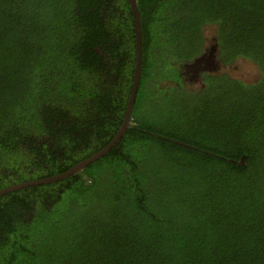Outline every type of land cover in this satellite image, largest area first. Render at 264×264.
<instances>
[{
  "label": "trees",
  "instance_id": "obj_1",
  "mask_svg": "<svg viewBox=\"0 0 264 264\" xmlns=\"http://www.w3.org/2000/svg\"><path fill=\"white\" fill-rule=\"evenodd\" d=\"M136 3L130 126L82 171L0 197V264H264V0ZM206 27L257 77L162 87ZM135 55L128 0H0V190L107 146Z\"/></svg>",
  "mask_w": 264,
  "mask_h": 264
},
{
  "label": "water",
  "instance_id": "obj_2",
  "mask_svg": "<svg viewBox=\"0 0 264 264\" xmlns=\"http://www.w3.org/2000/svg\"><path fill=\"white\" fill-rule=\"evenodd\" d=\"M133 20H134V33H135V68L133 72V78H132V84L130 87V92L128 96L127 105L125 108V114L123 117L122 124L114 136V138L109 142L107 146H105L102 150L98 151L97 153L93 154L92 156L86 158L85 160L79 162L72 168H70L67 172L64 174L51 177L48 179H42V180H34L27 183L17 184L15 186H10L4 189L0 190V197L14 192L19 191L23 188L29 187V186H35L40 184H47V183H53L59 180H62L72 174H76L80 171H82L86 166L96 162L97 160L101 159L104 155H106L109 150L114 147L122 138L127 128L130 126L131 122V116L134 109V103L137 96V91L139 88L140 80H141V71H142V41H141V27H140V16L139 11L137 8L136 0H128ZM215 47L213 46L209 51L208 54H202L199 57L197 56L194 58L190 63L185 64L186 70L188 69V72L194 71H207L211 68H216L217 62L213 59V55L215 54ZM214 52V53H213Z\"/></svg>",
  "mask_w": 264,
  "mask_h": 264
},
{
  "label": "rangeland",
  "instance_id": "obj_3",
  "mask_svg": "<svg viewBox=\"0 0 264 264\" xmlns=\"http://www.w3.org/2000/svg\"><path fill=\"white\" fill-rule=\"evenodd\" d=\"M204 46L207 50H210L213 46L215 47V53L218 52L217 50V38H216V33H215V28L214 27H206L204 28ZM213 44V45H212ZM207 53V51H205ZM213 52V53H214ZM208 54V53H207ZM218 57V56H217ZM180 67V66H179ZM182 70V68H179ZM220 69V68H219ZM221 72L227 73L235 78H240L242 80L246 81H252L257 77V70L256 68H253L252 65L248 64L246 61H243L241 59L236 60L232 64H224L223 67L220 69ZM188 81L186 80V77L182 78L180 83L184 88L190 87L188 86ZM162 87H167V86H174L173 83L168 82V83H161ZM204 87V83L200 84V80L198 84H194L190 88L193 91H197L201 88ZM149 98V97H148ZM146 100L147 104L149 105V100ZM146 105V103H145Z\"/></svg>",
  "mask_w": 264,
  "mask_h": 264
},
{
  "label": "flooded vegetation",
  "instance_id": "obj_4",
  "mask_svg": "<svg viewBox=\"0 0 264 264\" xmlns=\"http://www.w3.org/2000/svg\"><path fill=\"white\" fill-rule=\"evenodd\" d=\"M205 51H207V53H208L209 50H207L205 48L204 44H203L201 52L199 54L193 56L191 59L186 60V61H182V62H179V63L172 62V64H174V67L177 68V70L176 69H174V70L176 71L177 77H179V79L178 80H173V81H171V83H173L174 86H177L176 89L179 92H186L188 90L193 91L190 87L193 86L194 84H198L199 80H200V84H202L206 75H212V74L219 75L217 73V71H219L223 67V65L219 62V58L217 57L219 52H216L213 55V57H214L213 59L216 62L218 61L216 68H211V69H208L207 71H198V72L191 71V72H188V69L186 70V68L184 67L185 64L190 63L197 56L199 57L200 55L205 54L206 53ZM179 68H182V70H180ZM171 76H173V74H171ZM184 77H186V80L188 81L187 82L188 86H190V87L184 88L182 86V84L180 83L181 79L184 78Z\"/></svg>",
  "mask_w": 264,
  "mask_h": 264
}]
</instances>
